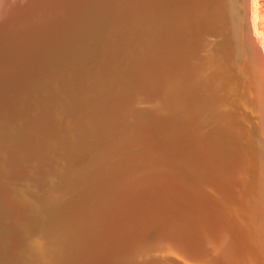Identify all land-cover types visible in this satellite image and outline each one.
<instances>
[{
	"label": "bare ground",
	"instance_id": "1",
	"mask_svg": "<svg viewBox=\"0 0 264 264\" xmlns=\"http://www.w3.org/2000/svg\"><path fill=\"white\" fill-rule=\"evenodd\" d=\"M94 1L0 0V264H264L254 0Z\"/></svg>",
	"mask_w": 264,
	"mask_h": 264
},
{
	"label": "rangeland",
	"instance_id": "2",
	"mask_svg": "<svg viewBox=\"0 0 264 264\" xmlns=\"http://www.w3.org/2000/svg\"><path fill=\"white\" fill-rule=\"evenodd\" d=\"M98 0H95L94 2H95V4H96V2H97ZM253 4H255L256 6V12H257V16H253L252 15V17L253 18H255L254 20L257 22L256 24L254 23V20H253V18L251 17V31H252V29L254 28V31H252L253 33H252V35H253V37L256 35L257 36V38H256V36L254 37L255 38V40H256V43H258L257 45H258V47L260 46V44H261V46L259 47V49H262V50H260V55L262 54V57H263V55H264V41H263V39H264V0H254V3ZM254 6V5H253ZM253 6H252V9H253ZM254 25H256V26H254ZM254 26V27H253ZM258 30V31H257ZM258 32V33H260V34H262V35H259L258 33L256 34V32ZM255 32V33H254ZM255 34V35H254ZM261 36H263V38L261 37ZM257 39H258V41H257ZM261 39V40H260ZM260 43V44H259ZM263 43V44H262ZM262 45H263V48H262ZM262 52V53H261ZM264 59V58H263ZM122 82V81H121ZM128 83H126L125 84V86H128L127 85ZM54 106V105H53ZM144 113H145V111H144ZM150 123H151V121H146V120H144L142 123H140V125H142V126H148L149 127V125H150ZM151 127V126H150Z\"/></svg>",
	"mask_w": 264,
	"mask_h": 264
}]
</instances>
